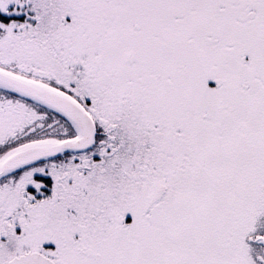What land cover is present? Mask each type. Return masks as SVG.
<instances>
[{
    "label": "snow or ice",
    "instance_id": "snow-or-ice-1",
    "mask_svg": "<svg viewBox=\"0 0 264 264\" xmlns=\"http://www.w3.org/2000/svg\"><path fill=\"white\" fill-rule=\"evenodd\" d=\"M0 264H264V0H0Z\"/></svg>",
    "mask_w": 264,
    "mask_h": 264
}]
</instances>
